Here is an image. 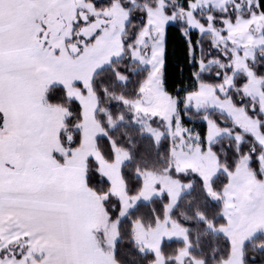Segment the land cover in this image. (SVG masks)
<instances>
[{
    "label": "snow or ice",
    "instance_id": "6c2138e0",
    "mask_svg": "<svg viewBox=\"0 0 264 264\" xmlns=\"http://www.w3.org/2000/svg\"><path fill=\"white\" fill-rule=\"evenodd\" d=\"M0 264H264V0H0Z\"/></svg>",
    "mask_w": 264,
    "mask_h": 264
},
{
    "label": "trees",
    "instance_id": "16d2710c",
    "mask_svg": "<svg viewBox=\"0 0 264 264\" xmlns=\"http://www.w3.org/2000/svg\"><path fill=\"white\" fill-rule=\"evenodd\" d=\"M146 210V209H145Z\"/></svg>",
    "mask_w": 264,
    "mask_h": 264
}]
</instances>
